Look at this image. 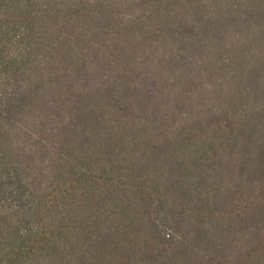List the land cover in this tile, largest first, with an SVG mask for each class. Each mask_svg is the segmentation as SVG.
<instances>
[{
    "label": "trees",
    "instance_id": "1",
    "mask_svg": "<svg viewBox=\"0 0 264 264\" xmlns=\"http://www.w3.org/2000/svg\"><path fill=\"white\" fill-rule=\"evenodd\" d=\"M0 264H264V0H0Z\"/></svg>",
    "mask_w": 264,
    "mask_h": 264
}]
</instances>
